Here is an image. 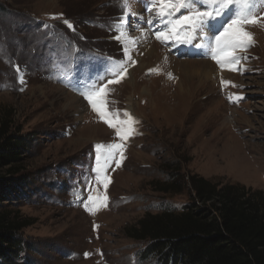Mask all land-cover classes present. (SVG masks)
Listing matches in <instances>:
<instances>
[{
    "label": "rangeland",
    "instance_id": "1",
    "mask_svg": "<svg viewBox=\"0 0 264 264\" xmlns=\"http://www.w3.org/2000/svg\"><path fill=\"white\" fill-rule=\"evenodd\" d=\"M0 3L8 10L0 14V118L30 140L22 163L12 173L1 171L11 186L17 184L1 211L31 223L19 234L28 244L21 258L31 264H152L139 261L148 241L132 238L131 228L149 213L179 211L189 202L185 184L178 194L161 191L173 172L186 181L199 174L264 191V10L255 14L258 23L244 26L255 43L237 48L241 58L222 67L205 40L157 39L164 24L147 23L154 16L148 0H132L137 15L128 17L131 27L123 41L115 39L114 27L121 21V0ZM121 60L127 73L107 85L104 99L121 119H127L130 102L140 123L127 141L78 91L104 80ZM112 143L125 145L124 158L118 152L120 166L110 161L105 168L102 175L110 181L105 189L95 178L96 157L104 167L105 146ZM77 193L84 198L106 193L108 205L102 207V199L89 202L99 209L93 214L75 202Z\"/></svg>",
    "mask_w": 264,
    "mask_h": 264
},
{
    "label": "trees",
    "instance_id": "2",
    "mask_svg": "<svg viewBox=\"0 0 264 264\" xmlns=\"http://www.w3.org/2000/svg\"><path fill=\"white\" fill-rule=\"evenodd\" d=\"M6 12L0 3V14ZM54 37L63 39L62 34ZM28 141V135L11 132L8 120L0 118V264H31L27 257L21 258L28 244L19 235L31 223L1 211L5 197L17 185L11 186V180L1 171L7 168L12 173L22 163ZM184 184L190 198L179 211L168 207L149 213L131 228L132 238L148 241L138 252L139 261L264 264V191L214 183L199 174L189 175L186 181L184 174L175 172L171 181L163 182L161 191L178 194L184 191Z\"/></svg>",
    "mask_w": 264,
    "mask_h": 264
},
{
    "label": "snow or ice",
    "instance_id": "3",
    "mask_svg": "<svg viewBox=\"0 0 264 264\" xmlns=\"http://www.w3.org/2000/svg\"><path fill=\"white\" fill-rule=\"evenodd\" d=\"M149 13H154L147 23L151 24L153 19H158L163 22L165 30H157L155 32L156 38L162 42H173L179 44H191L194 39L200 38L205 40L209 51L213 52L212 58L215 59L221 66L230 65L238 61L241 57L236 51L240 47H251L255 41L253 34L245 30V25L258 23L256 19V12L264 10V0H148ZM122 16L121 21L114 27L118 35L115 39L123 41L126 33L130 29L128 24V17H134L137 14L131 10L132 0H121ZM235 9V10H233ZM179 15L177 16V14ZM64 23L71 28L70 21L65 20ZM139 25H137V28ZM134 42V41H133ZM197 47H204V44H198ZM124 55L128 61L131 57L128 55V48H122ZM134 63V61H133ZM125 61H116L113 64V70L109 71L104 80L97 79L95 82H89L81 86L78 91L91 104L92 108L99 114L100 118L109 124L116 131V135L127 141L129 136L138 134L135 127L140 123L138 118L132 116L131 113L125 112L124 116L127 119H121L120 113L110 110L106 100L107 85L112 83H119L124 75L127 73V68L124 67ZM119 69V71H116ZM16 71L19 73L23 69L17 67ZM150 71H156L152 69ZM117 76L118 79H108L109 76ZM20 83L24 84L26 81L21 76ZM106 81V83H105ZM100 85H103L102 87ZM99 88V98L98 92ZM21 91L23 88L20 89ZM229 99H232L230 96ZM241 97H237V100ZM100 144L96 148H101ZM105 166H99V155L97 159V168L95 169V178L102 182L104 188L108 186L109 178L102 175L105 168L110 161L115 162V166H120V161H116V154L119 152L121 160L123 157L124 144L112 143L105 146ZM102 199V207H107L109 197L105 193L103 197L93 196L88 194L86 198L77 193L75 202L82 203L85 210L95 214L98 208L89 207V202ZM89 253H85L88 256Z\"/></svg>",
    "mask_w": 264,
    "mask_h": 264
},
{
    "label": "bare ground",
    "instance_id": "4",
    "mask_svg": "<svg viewBox=\"0 0 264 264\" xmlns=\"http://www.w3.org/2000/svg\"><path fill=\"white\" fill-rule=\"evenodd\" d=\"M167 58H168L170 61H172V62L175 61V59L172 58L171 56H167ZM142 68H143V65H140V66L138 67L137 70H140V69H142ZM130 71H131V69H128V72H129V73H130ZM129 73H128V74H129ZM125 80H126V79H125ZM127 105H128V107H127V112H128V113H131L132 116H134L135 113H134V114L132 113V108H131L130 102H128ZM242 169H243V168H242ZM243 170H245V169H243ZM241 171H242V170H241ZM245 171H246V170H245ZM245 171H244V172H245ZM238 172H239V171H238ZM239 176H240V175H239ZM241 176H242V172H241ZM243 177H244V178H245V177H251V175H244ZM244 178H243V179H244Z\"/></svg>",
    "mask_w": 264,
    "mask_h": 264
}]
</instances>
